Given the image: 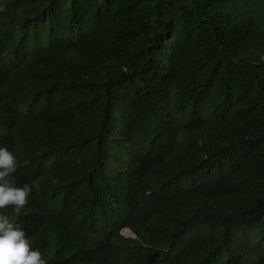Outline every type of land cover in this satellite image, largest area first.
<instances>
[{
  "label": "trees",
  "instance_id": "16d2710c",
  "mask_svg": "<svg viewBox=\"0 0 264 264\" xmlns=\"http://www.w3.org/2000/svg\"><path fill=\"white\" fill-rule=\"evenodd\" d=\"M0 2V214L46 264H264V0Z\"/></svg>",
  "mask_w": 264,
  "mask_h": 264
},
{
  "label": "clouds",
  "instance_id": "9594fccd",
  "mask_svg": "<svg viewBox=\"0 0 264 264\" xmlns=\"http://www.w3.org/2000/svg\"><path fill=\"white\" fill-rule=\"evenodd\" d=\"M17 167L15 152L7 145L0 144V208L11 204L18 210L27 202L28 195L32 192L29 183L20 185L8 178ZM121 233L136 237L129 228L122 229ZM0 264H46L41 250L32 247L25 229L6 214H0Z\"/></svg>",
  "mask_w": 264,
  "mask_h": 264
},
{
  "label": "rangeland",
  "instance_id": "374dc122",
  "mask_svg": "<svg viewBox=\"0 0 264 264\" xmlns=\"http://www.w3.org/2000/svg\"><path fill=\"white\" fill-rule=\"evenodd\" d=\"M1 5H3L1 2H0Z\"/></svg>",
  "mask_w": 264,
  "mask_h": 264
}]
</instances>
